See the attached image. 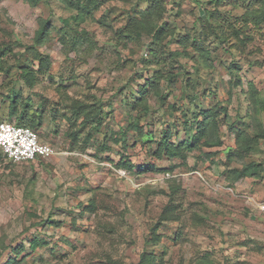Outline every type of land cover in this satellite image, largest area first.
I'll use <instances>...</instances> for the list:
<instances>
[{
    "label": "rangeland",
    "instance_id": "rangeland-1",
    "mask_svg": "<svg viewBox=\"0 0 264 264\" xmlns=\"http://www.w3.org/2000/svg\"><path fill=\"white\" fill-rule=\"evenodd\" d=\"M149 6L151 22L134 21L119 37L127 18ZM260 9V0H104L76 21L57 0H0V121L33 128L53 150L23 162L0 150V264L20 243V264H136L143 251L161 264H264V139L239 158L229 129L254 134L249 81L264 102V22L248 21L241 43L229 35L246 10L258 19ZM40 18L51 29L35 45ZM215 104L228 113L219 146L196 147L186 164L151 155L162 131L182 141L185 122ZM95 113L100 124L88 119ZM256 117L264 127V109ZM134 120L138 130L128 128ZM125 161L132 170L119 166ZM250 162L257 175L228 171ZM33 237L42 243L30 250Z\"/></svg>",
    "mask_w": 264,
    "mask_h": 264
},
{
    "label": "trees",
    "instance_id": "trees-1",
    "mask_svg": "<svg viewBox=\"0 0 264 264\" xmlns=\"http://www.w3.org/2000/svg\"><path fill=\"white\" fill-rule=\"evenodd\" d=\"M30 4L36 5L40 0H27ZM59 3L63 4L65 7L68 9L75 10L76 13L73 16V18L76 21H83L85 17L92 15L93 11L97 9L101 3L104 0H57ZM217 4L221 0H213ZM261 2V9H260V16L257 15L258 19H252L249 11H245L244 14H242V19H241V25L233 27V25L230 24L231 27V32L229 35L235 39H237V42H243L245 39H247V35L243 34V29L246 28V24L248 21L253 20L254 24H258L260 22H264V0H260ZM156 4V3H155ZM155 15V11L152 10V7L149 6L147 10H142V16L139 18H135V16L128 17L127 22L125 25L119 30V37L123 33V31L126 30L128 26L132 24V22L137 21L139 24L142 26H147L149 22H151V19ZM208 19L212 17V14L209 13L207 16ZM138 19V20H137ZM260 19V20H259ZM258 21V22H257ZM236 25V24H235ZM124 28V29H123ZM51 26H49V22L47 19L40 18L38 21V28L34 32V37H33V43L35 45H40L43 43V41L48 37L50 33ZM166 29L165 23H163L160 26H157L152 34V39H157L163 31ZM174 31L172 30L171 33L174 35ZM220 42H223L225 37H228L227 35L223 34V36H218ZM6 48H0V62H1V56L3 55L4 51ZM175 54L178 56L179 53L178 51H175ZM186 54V52H185ZM202 58L208 59V52L202 50V53L200 54ZM11 67V66H10ZM18 68L21 69V75L27 77L29 80L32 79L33 77V70L28 68V66L18 64ZM233 69H238L237 64L230 63L229 65V70L231 71ZM9 69V68H8ZM7 70V68H6ZM171 81V80H170ZM235 85H238L240 83L238 78H235L234 82ZM153 83L150 84V86ZM145 90L141 89L140 93L141 96ZM247 96L250 101L251 105V112L249 115L253 119L255 126H254V134L253 136H249L242 127H235L232 125L229 126L230 130L235 131V141H236V147L237 150L240 152H237V157L241 158L243 156L242 152H248L249 149H251L252 144L256 143L258 139H264V127L262 122L256 117L257 112L262 109H264V102L259 100L258 98V90L256 89L255 85L253 82L249 81L248 82V90H246ZM81 108V105L76 107V110ZM147 111V108L146 110ZM10 112L11 114L15 113V103L11 102L10 103ZM77 112V111H76ZM21 114L19 116L20 122L24 120V116ZM200 117L195 118V123L193 124L192 122L190 123L188 120L185 122L186 126H189L191 128V131H188L189 128L186 127V130H184L183 133H185V137L182 141L175 143L173 140H171V132L167 129L165 131L161 132V138L156 141V144L154 148L150 146V153L152 156L155 157H162L165 156L167 158H179L181 159V163H185V158L186 156L196 147H201L203 146H219L222 142L220 139L219 135V119L221 118H227L228 113L225 107L223 106H218L217 104L211 106L210 108H206L204 110L200 111ZM222 115V116H221ZM88 119L93 120L94 122L100 124V117L98 116L97 113L95 115L90 116ZM32 126H35L34 122H30ZM18 125V124H17ZM29 127V126H28ZM31 128V127H30ZM128 128L138 130V125L137 122L130 121L128 124ZM33 129V128H32ZM34 130V129H33ZM151 143V141L149 140ZM1 150V149H0ZM2 152V150H1ZM3 155H5L2 152ZM236 154L227 153V158L229 160L234 159V156ZM209 156V154H207ZM36 159H40V157H37ZM35 159V160H36ZM33 161V160H32ZM120 167H123L124 169L127 170H132L134 167L130 162H120L119 163ZM177 165L173 164L170 166L169 170H173ZM141 169V167H140ZM144 169H152L154 170L155 168L152 166H145ZM258 170H261L260 165L255 163V162H250L248 164L242 165V168H229L228 171L232 173L236 179L242 178L246 175H257ZM89 211H92L94 209V203L90 201L86 206L84 207ZM46 221L50 223H54L56 226L60 225L59 221L53 220L51 218H48ZM156 231V226H154L151 230L152 234V239L157 240L158 239V234L155 232ZM41 241H39L38 238L33 237L29 241L28 247H30V250L35 249L37 246L41 245ZM26 246L23 244H18L13 250V254L10 255L3 264H20L21 260L20 259L22 256V253L25 251ZM27 253V252H26ZM20 257V258H19ZM105 264H122L119 260H114L111 258H107L105 260ZM133 264V263H130ZM136 264H161L160 259L157 258V256L152 252V251H143L140 254L139 261Z\"/></svg>",
    "mask_w": 264,
    "mask_h": 264
},
{
    "label": "built area",
    "instance_id": "built-area-1",
    "mask_svg": "<svg viewBox=\"0 0 264 264\" xmlns=\"http://www.w3.org/2000/svg\"><path fill=\"white\" fill-rule=\"evenodd\" d=\"M0 149L12 162L32 161L53 153L49 144L39 141L35 130L8 121H0Z\"/></svg>",
    "mask_w": 264,
    "mask_h": 264
}]
</instances>
